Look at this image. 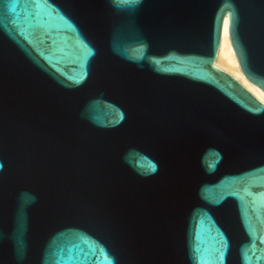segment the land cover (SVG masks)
<instances>
[{"label":"water","instance_id":"1","mask_svg":"<svg viewBox=\"0 0 264 264\" xmlns=\"http://www.w3.org/2000/svg\"><path fill=\"white\" fill-rule=\"evenodd\" d=\"M264 0H0V264H264Z\"/></svg>","mask_w":264,"mask_h":264},{"label":"bare ground","instance_id":"2","mask_svg":"<svg viewBox=\"0 0 264 264\" xmlns=\"http://www.w3.org/2000/svg\"><path fill=\"white\" fill-rule=\"evenodd\" d=\"M229 19L225 18L222 28V36L220 42V48L218 52V62L216 59L215 66L229 75L233 76L238 80L257 100L264 104L263 91L256 87L255 85L245 81L243 73L240 69L237 57L235 55L234 49L231 45L229 29H228Z\"/></svg>","mask_w":264,"mask_h":264},{"label":"rangeland","instance_id":"3","mask_svg":"<svg viewBox=\"0 0 264 264\" xmlns=\"http://www.w3.org/2000/svg\"><path fill=\"white\" fill-rule=\"evenodd\" d=\"M217 62H218V59H217ZM217 62H216V63H217Z\"/></svg>","mask_w":264,"mask_h":264}]
</instances>
